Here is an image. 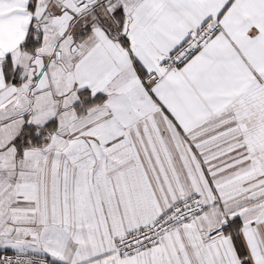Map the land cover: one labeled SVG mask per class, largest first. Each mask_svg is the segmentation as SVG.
Wrapping results in <instances>:
<instances>
[{
	"label": "snow or ice",
	"instance_id": "obj_1",
	"mask_svg": "<svg viewBox=\"0 0 264 264\" xmlns=\"http://www.w3.org/2000/svg\"><path fill=\"white\" fill-rule=\"evenodd\" d=\"M0 264H264V0H0Z\"/></svg>",
	"mask_w": 264,
	"mask_h": 264
}]
</instances>
